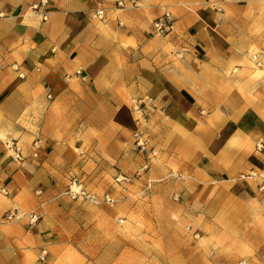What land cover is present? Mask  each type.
Segmentation results:
<instances>
[{
  "label": "crops",
  "instance_id": "0c3cea01",
  "mask_svg": "<svg viewBox=\"0 0 264 264\" xmlns=\"http://www.w3.org/2000/svg\"><path fill=\"white\" fill-rule=\"evenodd\" d=\"M114 1L103 0L105 16L96 20L95 0H0V236L27 264H70L64 247L79 226L81 203L64 192L72 180L88 188L103 183L112 167L129 165L134 101L151 100L147 122L164 165L188 159L179 168L194 164L225 183L220 176L264 163L251 154L262 133L254 109L229 111L205 81L199 85L206 92L194 88L204 80L199 72L217 75L239 62L231 25L264 0H136L133 6L123 0L124 9L113 8ZM169 9L174 28L155 40L151 23ZM182 46L186 68L174 56ZM234 98L236 105L238 96H226L227 103ZM34 139L43 144L35 159L29 157ZM11 142L22 161L11 160ZM13 210L38 221L2 222Z\"/></svg>",
  "mask_w": 264,
  "mask_h": 264
},
{
  "label": "rangeland",
  "instance_id": "374dc122",
  "mask_svg": "<svg viewBox=\"0 0 264 264\" xmlns=\"http://www.w3.org/2000/svg\"><path fill=\"white\" fill-rule=\"evenodd\" d=\"M214 12L222 11L214 8ZM164 14L173 24L176 22L170 9L163 10L157 18ZM240 16L241 21L231 25L235 38L230 39L239 62L226 66L217 75L199 72L197 78L204 80L196 81L194 88L206 92L199 85L205 81L207 89L212 85L209 89L219 95L218 100L229 111H235L237 105H241L238 112L254 109L262 133L251 154L264 157L254 149L256 144H264V5L246 8ZM153 22L150 37L161 40L170 33L156 37L152 34ZM180 49V56L174 54L177 62L187 56L182 54H189L186 47ZM187 61L190 62L188 57ZM228 95L238 96L241 102L233 104L234 98L227 103ZM138 103L132 102L131 109L143 133L145 150L135 147L134 123L130 152L126 153L130 156L128 166L112 167L103 183L90 182L88 188L76 180L89 193L99 197L108 194L113 203L93 205L77 200L81 203V218L69 236L72 244L68 242L64 247L68 262L75 264L73 260L78 258L77 264H264V196L257 192L256 182L243 178L249 172L220 176L228 182L219 183L215 175L206 177L194 164L191 170L179 168L181 161L190 162L188 159H170L164 165L166 155L159 154L147 122L151 100H141L139 107ZM201 190L206 191L205 198L186 199ZM16 249L0 236V264H27L17 256Z\"/></svg>",
  "mask_w": 264,
  "mask_h": 264
},
{
  "label": "built area",
  "instance_id": "2783aa9c",
  "mask_svg": "<svg viewBox=\"0 0 264 264\" xmlns=\"http://www.w3.org/2000/svg\"><path fill=\"white\" fill-rule=\"evenodd\" d=\"M96 1V9L93 13V18L96 20H102L105 16L106 8L104 7L103 0H95ZM136 0H127V3L129 5L133 6L135 4ZM126 7V2L123 0H116L113 2V8L115 9H124ZM36 8V7H35ZM43 20L46 19V17L42 18ZM174 28V24L172 20L169 18L168 14H164L161 18H157L154 20L152 24V34H154L156 37L160 35L167 34L171 32ZM253 60L256 63L257 66H260V63L257 60L256 56H253ZM141 103L139 102L138 107ZM135 131L133 133L134 143L135 147L143 151L145 150V141L143 140V133L141 132L140 128H138L139 122L135 121ZM6 147L8 151L11 152V160L12 161H22L24 159L21 155V150L14 144L13 142L7 143ZM43 144L40 139H34L30 144L29 149V157L30 158H38L40 153L42 152ZM255 152L258 154L264 153V144L259 143L255 145ZM146 166L143 168L145 169ZM244 179L252 180L256 182V188L257 192L264 196V164L261 166V168L258 170V172L251 171L249 172ZM116 181H118L116 179ZM4 194L5 192L2 191ZM64 195L69 198L71 201H77L82 200L84 202H88L93 205H100V204H107L111 205L113 203V199L108 194L102 195L99 197L98 195L94 193H89L81 188L79 183H76V180H73L68 186L67 189L64 192ZM23 217H26L28 220L29 225H33L38 221V216L35 214H25V215H19L16 210L8 211L5 213V215L2 217L3 221H16L18 219H21ZM46 252L42 251L39 256V261H43L45 259Z\"/></svg>",
  "mask_w": 264,
  "mask_h": 264
}]
</instances>
